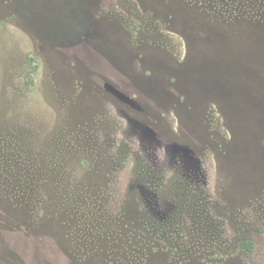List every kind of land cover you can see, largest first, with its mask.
Here are the masks:
<instances>
[{
    "label": "rangeland",
    "instance_id": "rangeland-1",
    "mask_svg": "<svg viewBox=\"0 0 264 264\" xmlns=\"http://www.w3.org/2000/svg\"><path fill=\"white\" fill-rule=\"evenodd\" d=\"M0 264H264V0H0Z\"/></svg>",
    "mask_w": 264,
    "mask_h": 264
},
{
    "label": "trees",
    "instance_id": "trees-1",
    "mask_svg": "<svg viewBox=\"0 0 264 264\" xmlns=\"http://www.w3.org/2000/svg\"><path fill=\"white\" fill-rule=\"evenodd\" d=\"M253 244L249 241H243L239 244V249L243 256L247 257L252 252Z\"/></svg>",
    "mask_w": 264,
    "mask_h": 264
}]
</instances>
